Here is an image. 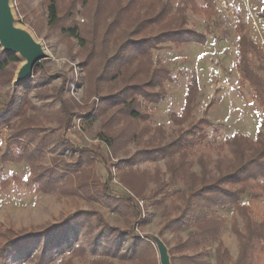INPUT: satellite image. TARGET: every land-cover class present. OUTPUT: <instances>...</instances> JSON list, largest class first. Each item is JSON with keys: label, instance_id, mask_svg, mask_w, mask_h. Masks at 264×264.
Masks as SVG:
<instances>
[{"label": "rangeland", "instance_id": "374dc122", "mask_svg": "<svg viewBox=\"0 0 264 264\" xmlns=\"http://www.w3.org/2000/svg\"><path fill=\"white\" fill-rule=\"evenodd\" d=\"M48 1L13 0L19 23L29 28L43 43L48 57L43 59L42 65L35 67L31 77L17 86L13 85V80L21 61L12 64L0 76V102L10 97L15 90L18 100H31L49 113L50 121H45L44 129L38 134L42 135L46 131L49 133L51 130H56V133L50 136L53 141L44 147L24 139L30 146L29 152L36 157V166H40L35 168L34 175L30 174L26 159L22 162L0 159V177L17 176L16 180H10L8 187L0 190V223L17 233L41 231L46 228L47 223H57L64 217L78 213L77 219L83 227L72 223L62 249L47 264L101 262V238L98 239L97 248L93 249V243L101 234V216L111 226L128 227L121 215L111 211L110 204L114 201L104 194L108 184L115 194L145 196L140 200L144 208L143 221L135 226L134 231L156 233L165 239L169 243L173 264H195L184 257L195 254H201L206 264H216L217 242L184 247L181 241L186 240L190 227L176 232L171 226H164V210H168L169 216L173 218L176 214L174 201L180 204L181 199L176 197L174 185L168 187L171 191L169 196L164 197L162 194L157 197H164L160 204L155 202V198H147L155 188L156 173L164 179L168 178L167 165L162 155L152 159L140 152L147 149L157 136L156 129L164 131L165 137L160 142L176 135L175 129L178 126L171 117L174 113H182L187 83L195 74L200 82L199 105L191 121L199 120L205 107L213 99L206 116L217 123L219 128V131H215V125L204 126L208 134L206 141L216 137L222 140L233 133L250 136L256 134L263 122L262 113L257 110L258 103L253 101L250 85L240 74L237 48L239 38L247 32L264 48V19L259 16L264 9V0H213L209 9L214 19V36L209 37L207 42L182 45L172 44L170 41L159 42L158 49L154 50V61L157 65L161 64L172 70V80L166 81L159 102H150L137 95L135 106L147 115L145 119L131 122L137 132H140L137 139L119 135L126 128L124 117L113 120V134L117 135L113 146L99 136L105 128L101 114L103 101L101 92H97V89L101 90V84H106V79L115 67L112 65L105 73L107 77L101 81V71L105 64V60H101V24L105 11L115 6V0H57L59 18L55 23H51L48 17ZM197 1L199 4L203 3L202 0ZM189 21L198 31L207 28L209 24L203 14L192 9L189 11ZM241 24L245 26L243 33L239 31ZM76 25L86 39V47L81 46L76 38L65 31ZM108 52L111 54V49ZM62 100L74 106L70 126L65 129L58 127L56 121V117L60 115ZM89 117L92 120L89 121ZM186 125L187 122L182 126ZM262 129L264 130L263 126ZM10 133L8 125L0 128V158L10 146ZM151 134L155 136L151 137ZM63 139L68 142L64 144ZM10 150L15 155L22 152V148L17 147H11ZM81 150L86 151V154L82 153L86 160L82 168L89 174L88 180L84 181L88 182L89 188L79 187L77 179L67 169V166L75 162ZM50 168L58 173L64 171L73 177L72 183L58 179L56 186L59 189L69 186L68 190H75L76 193L64 195L59 189L48 190L45 185L47 177L39 180L37 174L44 171L43 174L47 176ZM194 169H198V166L195 165ZM123 173L130 186L121 181ZM213 212L226 219L220 238L229 254L223 257V264H235L238 242L229 228L232 210L229 207H214ZM259 214L257 213V217ZM59 236L63 238L62 233ZM72 247L77 249L71 253ZM155 250L159 263L156 247ZM32 252L33 248L29 253L15 255L12 264H35L29 258Z\"/></svg>", "mask_w": 264, "mask_h": 264}, {"label": "trees", "instance_id": "16d2710c", "mask_svg": "<svg viewBox=\"0 0 264 264\" xmlns=\"http://www.w3.org/2000/svg\"><path fill=\"white\" fill-rule=\"evenodd\" d=\"M202 1L203 3L199 4L197 0H115V6L105 11L103 23L101 22V60H105L101 81L107 77V70L112 65L115 67L106 79V84H101V90L97 89V92H101V114L105 128L99 136L109 145L115 144L117 135L113 134L115 130L112 122L118 117H124L126 127L119 135L137 139L140 132H137L131 122L147 117L135 106L137 95L150 102H159L166 81L172 80V70L164 65H157L154 61V50L159 47L157 44L164 41L177 45L203 44L209 37L214 36V19L209 9L213 0ZM190 9L207 18V28L198 31L190 25ZM259 16L264 19V9ZM48 17L51 23L58 20L57 0L48 1ZM244 30L245 26L241 24L239 31L243 33ZM65 31L76 38L81 46H87L86 39L77 25L68 27ZM108 49H111V54L107 53ZM237 50L240 74L253 89L254 97L264 111V74L261 72L264 69L261 66L264 65V53L248 32L239 38ZM20 61L17 54L0 50V76L4 75L12 64ZM199 90V78L196 74L192 75L187 83L182 113H174L171 117L178 126L175 129L176 135L160 142L165 137L164 131L161 128L156 129L157 136L151 134L153 141L147 149L140 152L152 159L162 155L167 165L168 178L164 179L156 173L155 188L147 198H155V202L160 204L164 197L170 195L168 187L176 186L174 192L176 197L181 199V203L174 201L176 214L173 218L169 216L168 210H164V226H171L176 232L190 227L186 240L181 241L184 247H198L217 242L216 264H223V257L229 252L220 238L226 226V219L213 214V208L229 207L232 210L229 228L238 242L235 264H264V130L259 128L254 136L233 133L222 140L216 137L206 141L208 134L204 126L215 125V131H219V128L217 123L206 116L213 99L205 107L200 119L191 121L199 105ZM58 94L60 95V91ZM0 103V128L8 125L11 130L10 146L0 159L13 162L26 159L30 174L34 175L35 168L40 166H36V157L29 152L30 146L26 140L39 147L53 141L50 136L55 134L56 130L49 133L45 130L46 133L38 134L44 129L45 121H50V115L31 100H18L15 90ZM73 107L61 101L60 115L56 117L58 127L65 129L70 126ZM88 120L92 118L89 117ZM185 122L187 125L182 126ZM146 131L148 132L149 128ZM67 142L63 139L64 144ZM11 147L22 148V152L15 155L10 150ZM85 152L81 150L75 162L67 166L68 172L74 175L81 188H89L88 182H84L88 180L89 174L82 168L86 162L82 155L86 154ZM54 162L57 163L55 159ZM195 165L198 169H194ZM43 172L37 174V177L39 180L47 177L48 182L45 185L48 190L59 189L56 186L58 179L69 180L70 183L73 181V177L64 171L58 173L54 168H50V174L47 176ZM12 178L16 180L17 176L12 175ZM12 178L0 177V190L8 187ZM120 179L129 184L126 174L123 173ZM68 188L69 186H62L59 192L64 195L76 193ZM104 194L106 198L113 199L114 203L110 204L111 211L121 215L128 227L111 226L101 216V234L93 243V249H96L98 239L101 238V262L95 264H159L154 243L136 236L134 231L135 226L143 221L144 208L140 200L145 196L115 194L108 184ZM162 194L164 197L157 198ZM243 201L247 203L243 204ZM257 213H260L258 217ZM77 217L78 213L72 214L57 223H47L46 228L41 231L28 230L18 233L0 223V264H12L15 255L29 253L32 248L33 252L29 258L35 261V264L50 263L54 254L62 249L72 223L83 227ZM56 230L61 231L63 238L59 236L58 231L55 232ZM165 242L169 246L166 240ZM75 249L77 248L72 247L70 252ZM184 257L195 264H206L201 254ZM172 261L174 263V260Z\"/></svg>", "mask_w": 264, "mask_h": 264}, {"label": "water", "instance_id": "95a60500", "mask_svg": "<svg viewBox=\"0 0 264 264\" xmlns=\"http://www.w3.org/2000/svg\"><path fill=\"white\" fill-rule=\"evenodd\" d=\"M0 46L4 52L15 53L21 60L13 85L17 86L32 76L37 65L48 57L45 46L34 33L19 23L13 0H0ZM149 239L157 249L160 264H173L170 249L165 240L152 232L136 233Z\"/></svg>", "mask_w": 264, "mask_h": 264}, {"label": "crops", "instance_id": "0c3cea01", "mask_svg": "<svg viewBox=\"0 0 264 264\" xmlns=\"http://www.w3.org/2000/svg\"><path fill=\"white\" fill-rule=\"evenodd\" d=\"M258 45H259V44H258ZM259 46H260V45H259ZM260 47H261V46H260ZM261 49H262V51H263V53H264V48L261 47ZM259 65H260V63H259ZM261 66L264 67L263 64H261ZM261 72L264 74V69H263ZM250 87H251V86H250ZM251 90H252V95H253V99H254L253 101H254L255 103H258V105H259L258 100L255 99V97H254V91H253L252 88H251ZM257 110H258L260 113H262V114H261V117L263 118V119H262L263 122L261 123L262 125H260V126H261L260 128L262 129V126L264 127V111H263V108H262L260 105L258 106V109H257Z\"/></svg>", "mask_w": 264, "mask_h": 264}, {"label": "built area", "instance_id": "2783aa9c", "mask_svg": "<svg viewBox=\"0 0 264 264\" xmlns=\"http://www.w3.org/2000/svg\"><path fill=\"white\" fill-rule=\"evenodd\" d=\"M247 203V201H243V204Z\"/></svg>", "mask_w": 264, "mask_h": 264}]
</instances>
